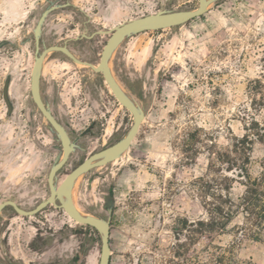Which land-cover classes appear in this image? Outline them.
I'll return each instance as SVG.
<instances>
[{
    "label": "rangeland",
    "instance_id": "obj_1",
    "mask_svg": "<svg viewBox=\"0 0 264 264\" xmlns=\"http://www.w3.org/2000/svg\"><path fill=\"white\" fill-rule=\"evenodd\" d=\"M50 2L55 8L42 25L44 43L78 37L67 41L68 49L94 65L109 34H82L162 9L197 6V0H0V202L11 199L23 209L48 196L47 173L62 153L29 93L32 29ZM47 55L41 72L46 100L54 102L48 107L73 143L58 184L85 157L122 137L133 120L101 73L63 53ZM109 65L144 117L120 156L75 179L72 200L83 212L106 218L113 198L109 264H173L171 225L177 217L203 214L192 181L206 173L207 145L224 149L244 133L239 110L249 101L248 80L264 72V0H217L183 24L135 33L115 48ZM6 79L10 113L2 95ZM136 80L141 97L124 82ZM262 159L264 145L255 142L253 175ZM232 191L240 193L241 186L233 183ZM242 220L235 216L216 242H234ZM99 250L97 231L52 204L31 216L10 206L0 213V264H97ZM233 251L250 264H264V230L260 239L235 242Z\"/></svg>",
    "mask_w": 264,
    "mask_h": 264
},
{
    "label": "trees",
    "instance_id": "obj_2",
    "mask_svg": "<svg viewBox=\"0 0 264 264\" xmlns=\"http://www.w3.org/2000/svg\"><path fill=\"white\" fill-rule=\"evenodd\" d=\"M124 82L141 97L140 80ZM247 92L249 101L239 110L244 133L233 137L224 149L207 145L206 173L192 181L200 194L203 214L177 217L171 225L173 264H250L234 253L233 244L244 238L260 239L264 230V159L258 174L253 175L249 168L253 144L264 145V72L248 80ZM193 151L196 153L197 148ZM233 183L241 186L240 193L232 191ZM238 214L243 220L235 225L234 242H216L217 237L228 233L229 223ZM85 253L86 248L78 251L74 259Z\"/></svg>",
    "mask_w": 264,
    "mask_h": 264
},
{
    "label": "water",
    "instance_id": "obj_3",
    "mask_svg": "<svg viewBox=\"0 0 264 264\" xmlns=\"http://www.w3.org/2000/svg\"><path fill=\"white\" fill-rule=\"evenodd\" d=\"M215 1L217 0H197V6L195 8L179 10L162 9L154 13L128 19L105 30H96L89 35L82 34V36L86 38H91L96 33L109 34L100 51L99 60L96 65L77 58L65 44H52L44 47L41 51L39 50V39L42 31V25L47 15L55 8L52 2H50V4H48L41 11L32 29L34 37V60L31 68L29 84L33 102L35 103L37 110L47 121L49 128L56 133L62 147V153L55 157L53 163L49 167L46 177L49 193L46 198L40 200L31 209H23L19 207L14 200L6 199L0 202V213L6 206H10L16 213L25 216L34 215L49 204L61 208L74 221L80 224L88 225L98 232L100 237V250L97 264H109L110 214L112 211L113 198L111 196L109 197V202L107 205L108 215L106 218H100L89 213H85L83 215L78 213L75 209V205L72 200V187L75 179L80 174L94 167L105 165L106 163L120 156L128 148L144 117L143 109L137 104L133 97L131 98L129 94L123 91L121 85L114 77L109 65L111 55L115 48L126 37L141 31L157 30L183 24L195 17L202 15L207 10L208 5ZM65 5L66 3H62L59 6L62 7ZM52 51H60L73 62L88 65L94 71L101 73L104 82L112 91V94L118 100V103H120L130 112L133 120L130 128L122 137H120L114 143L107 145L85 157L80 163L73 167L58 184L56 183V174L66 162L69 153L72 150L73 143L71 142L64 126L51 113L49 107L43 104L39 95V76L43 58L48 52ZM8 84L9 79H6L3 86L2 95L7 106V111L10 113L12 106L8 96ZM60 193L61 196H59Z\"/></svg>",
    "mask_w": 264,
    "mask_h": 264
},
{
    "label": "flooded vegetation",
    "instance_id": "obj_4",
    "mask_svg": "<svg viewBox=\"0 0 264 264\" xmlns=\"http://www.w3.org/2000/svg\"><path fill=\"white\" fill-rule=\"evenodd\" d=\"M46 7V6H45ZM44 7V8H45ZM43 8V9H44ZM42 9V10H43ZM53 11V10H52ZM51 11V12H52ZM50 12V13H51ZM41 13V12H40ZM49 13V14H50ZM48 14V15H49ZM47 15V16H48ZM47 18V17H46ZM46 20V19H45ZM78 37H75L74 39L73 38H71V39H68L67 41H70V42H75V40L77 39ZM86 38V37H85ZM67 41H64L62 44H59L58 43V45H63V44H65L66 46H67ZM32 43H33V60H34V37H33V32H32ZM49 45H52V44H47V43H44V41H43V39L41 38V35H40V39H39V50L41 51L44 47H46V46H49ZM68 48V47H67ZM54 52H60V51H52L51 53H54ZM61 53V52H60ZM49 55H45V57L43 58V62H44V60L48 57ZM66 56V55H65ZM67 57V56H66ZM70 59V58H69ZM71 60V59H70ZM72 61V60H71ZM80 64V63H79ZM32 68V67H31ZM30 73H31V69H30V72H29V79H30ZM102 75V74H101ZM45 78H43V80H44ZM108 87V86H107ZM110 90V89H109ZM110 92L112 93V91L110 90ZM29 93H30V84H29ZM49 93V89H47V87L45 86V83H44V81H42V72L40 73V76H39V95H40V98H41V100H42V102H43V104L45 105V106H47L48 107V105L49 104H51V103H54V102H48L47 100H46V94H48ZM8 96H9V94H8ZM114 96V95H113ZM30 98H31V100H32V102H33V99H32V96H31V93H30ZM9 100H10V98H9ZM117 100V99H116ZM118 101V100H117ZM10 103H11V106H12V110H13V102L10 100ZM34 103V102H33ZM34 105H35V103H34ZM35 107H36V105H35ZM37 108V107H36ZM50 109V108H49ZM11 110V111H12ZM50 111H51V109H50ZM39 112V111H38ZM40 113V112H39ZM52 113V112H51ZM40 115L43 117V115L40 113ZM56 118V117H55ZM57 119V118H56ZM115 142V141H114ZM114 142H112V143H114ZM112 143H110V144H112ZM110 144H107V145H110ZM106 145V146H107ZM105 147V146H104ZM103 148V147H102ZM59 196H61V193H60V195ZM77 208V207H76ZM4 209V208H3ZM2 209V210H3ZM78 210H80L81 212H83L81 209H79V208H77ZM83 213H85V212H83ZM67 215V214H66ZM68 216V215H67ZM69 217V216H68ZM70 218V217H69ZM84 225V224H83ZM8 264H12V263H8Z\"/></svg>",
    "mask_w": 264,
    "mask_h": 264
},
{
    "label": "bare ground",
    "instance_id": "obj_5",
    "mask_svg": "<svg viewBox=\"0 0 264 264\" xmlns=\"http://www.w3.org/2000/svg\"><path fill=\"white\" fill-rule=\"evenodd\" d=\"M121 88L123 89V91L125 92V93H127V94H129L122 86H121ZM129 96L132 98V96L129 94ZM134 101V100H133ZM75 209H76V211L78 212V213H80V214H85V213H83V212H81L80 210H78L76 207H75Z\"/></svg>",
    "mask_w": 264,
    "mask_h": 264
}]
</instances>
